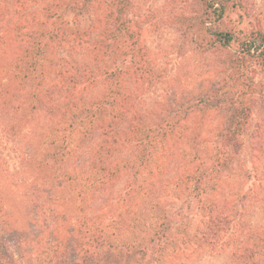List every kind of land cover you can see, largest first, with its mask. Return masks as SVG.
I'll return each mask as SVG.
<instances>
[{
  "label": "trees",
  "instance_id": "16d2710c",
  "mask_svg": "<svg viewBox=\"0 0 264 264\" xmlns=\"http://www.w3.org/2000/svg\"><path fill=\"white\" fill-rule=\"evenodd\" d=\"M201 1V18L192 24V46L204 54L226 48L231 56L214 88L193 97L174 94L171 104L179 108L153 118L142 106L164 73L144 38L152 23L134 0H0L2 32L9 40L11 29L18 43L17 82L21 88L28 85L35 102L57 120L45 158L49 177L81 179L100 193L118 179L129 180L117 197L101 202L98 216L85 218L74 229L80 255L73 264H131L128 258L134 256V264H163L176 250H188L178 249L177 242L216 251L231 248L230 264H264V235L241 238L234 206L209 199L218 187L216 176L230 167L251 137L255 102L264 98L256 79L264 70V28L227 27L226 15L242 9L245 0ZM232 82L236 85L231 88ZM95 88L102 94L88 97ZM227 90L230 97L223 98ZM207 105H227L233 117L219 126L215 141L208 144L212 151H204V138L189 142L197 165L188 168L190 183L179 185L178 197L187 195L188 203L166 208L162 193L153 190L152 177L168 160L169 143L186 112ZM81 142L86 158L76 157ZM87 162L90 171L76 173ZM143 199L145 207H134ZM128 212L132 216L126 220ZM140 225L142 230L126 239L129 227ZM4 251L0 264H7Z\"/></svg>",
  "mask_w": 264,
  "mask_h": 264
},
{
  "label": "rangeland",
  "instance_id": "374dc122",
  "mask_svg": "<svg viewBox=\"0 0 264 264\" xmlns=\"http://www.w3.org/2000/svg\"><path fill=\"white\" fill-rule=\"evenodd\" d=\"M134 1L145 14V20L152 23L145 29L144 38L164 73L163 81L150 87L153 94H149L142 107L146 112L154 113L153 118L173 114L179 106L176 102L172 106L174 98L171 97L174 94L193 97L203 89L214 88L232 51L218 48L204 54L192 46V24L199 21L203 12L201 0ZM243 6L226 15L227 27L239 30L264 28V0H245ZM3 23L0 21V229L3 232L0 234V259L1 251L5 250L4 262L7 264H73L75 257L77 260L80 255L75 244L78 242V224L85 218L98 216L101 202L117 197L129 185V180L126 177L118 179L100 193L81 179L66 182L49 177L45 158L57 120H53L47 107L35 102L28 85L21 88L17 82L18 43L12 40L11 29H8L10 39H6ZM256 79L264 90V70ZM235 85L229 84L231 88ZM101 94L102 89L95 88L90 90L88 97ZM225 97H230L228 90ZM255 103L248 132L251 137L247 138L245 147L230 167L216 176L214 181L218 187L209 195V199L234 206L241 238L264 235V98ZM213 107L216 106L207 105L205 110L191 107L186 112L182 128L175 130V138L169 143L168 160L162 162L163 168H158L152 177L153 190L162 193L166 208L178 209L188 203L187 195L178 197L182 191L179 185L190 183L186 178L188 168L197 165L189 142L204 138L207 146L204 151H212L208 144L215 141L219 126H225V122L233 117V110L227 105L221 109ZM81 144L76 157L86 158L84 143ZM90 164L87 162L75 170L76 173H88ZM143 202L144 199L134 207H145ZM151 205L148 208L154 211ZM53 215L56 220L51 218ZM131 216L132 212H128L124 218L128 220ZM13 228L16 237L12 234ZM129 228L126 239L130 240L143 227ZM20 237L24 240L19 243L16 239ZM178 238L182 240V233ZM185 247H188L187 251L179 253L176 250L174 257L163 264H230L231 248L216 251L177 242L178 249ZM128 259L131 264L137 262L135 256Z\"/></svg>",
  "mask_w": 264,
  "mask_h": 264
}]
</instances>
